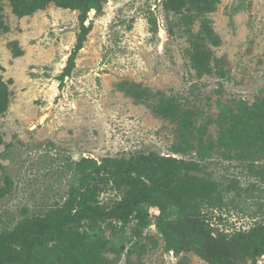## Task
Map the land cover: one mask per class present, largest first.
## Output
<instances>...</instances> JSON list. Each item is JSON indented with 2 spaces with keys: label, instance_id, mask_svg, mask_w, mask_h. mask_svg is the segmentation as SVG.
Returning a JSON list of instances; mask_svg holds the SVG:
<instances>
[{
  "label": "rangeland",
  "instance_id": "rangeland-1",
  "mask_svg": "<svg viewBox=\"0 0 264 264\" xmlns=\"http://www.w3.org/2000/svg\"><path fill=\"white\" fill-rule=\"evenodd\" d=\"M0 17V76L10 88L0 232L70 201L78 162L140 175L169 159L175 184L201 175L220 184L218 205L191 213L202 231L231 235L264 221L262 120L244 110L264 99V0H104L87 11L49 2L24 15L0 0ZM197 46L208 69L193 63ZM161 98L191 111L185 123L160 112ZM100 184L104 206L126 190ZM158 216L152 206L146 227L93 228L109 242L104 264H209L169 250Z\"/></svg>",
  "mask_w": 264,
  "mask_h": 264
},
{
  "label": "trees",
  "instance_id": "trees-1",
  "mask_svg": "<svg viewBox=\"0 0 264 264\" xmlns=\"http://www.w3.org/2000/svg\"><path fill=\"white\" fill-rule=\"evenodd\" d=\"M102 1L11 0V3L18 14L24 15L49 2L87 11ZM4 27L0 17V30ZM209 56L201 46L195 47L194 65L208 69ZM9 101V83L0 76V116L7 110ZM160 102V112L182 124L191 114L171 99L161 98ZM244 110L250 111L252 119L262 120L259 135H263L260 141L264 146V99ZM78 163L79 178L70 192V201L0 232V264H104L103 251L109 242L92 229L106 221L117 222L122 229L133 220L146 227L152 206L159 209L156 226L171 251L192 250L209 264H255L258 255L264 254V221H256L248 230L213 236L212 232L202 231L204 224L200 220H189L192 212L193 217L200 216L204 206L218 205L223 196L220 184L210 176H191L182 184H175L169 159L163 164L145 167L140 175L123 172L122 163H116L107 172L94 162L93 168L89 165L82 168V162ZM104 179L126 188L123 197L109 206L97 200L100 181ZM7 190L6 186L0 193ZM173 207H176L174 217L171 216Z\"/></svg>",
  "mask_w": 264,
  "mask_h": 264
}]
</instances>
